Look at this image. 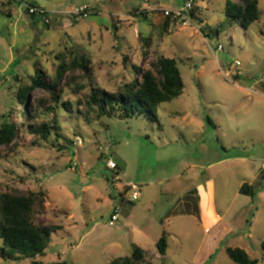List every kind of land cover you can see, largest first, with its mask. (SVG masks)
<instances>
[{"label": "rangeland", "instance_id": "374dc122", "mask_svg": "<svg viewBox=\"0 0 264 264\" xmlns=\"http://www.w3.org/2000/svg\"><path fill=\"white\" fill-rule=\"evenodd\" d=\"M21 1L44 8L48 25ZM187 1L157 3L175 10ZM226 1L193 0V27L181 28L165 27L144 0H0V123L24 124L18 94L37 68L48 82L63 59H85L90 69L62 76L58 103L42 88L29 94L43 108L59 106L58 134L40 140L22 126L15 146L0 147V193L45 189L44 217L64 227L52 235L45 264H109L132 256L134 245L149 250L146 264H236L229 247L264 264V13L248 29L229 25ZM78 5L91 6V16L59 14ZM160 53L178 61L185 88L156 108L157 121L88 111L85 95L138 80ZM252 86L257 93L244 89ZM129 184L139 186L135 202ZM244 185L255 196L243 194ZM115 207L120 217L111 226ZM2 248L0 239V264H30L4 259Z\"/></svg>", "mask_w": 264, "mask_h": 264}, {"label": "trees", "instance_id": "16d2710c", "mask_svg": "<svg viewBox=\"0 0 264 264\" xmlns=\"http://www.w3.org/2000/svg\"><path fill=\"white\" fill-rule=\"evenodd\" d=\"M29 5L42 8L32 3ZM194 11H192V16H194ZM263 13L258 0L226 1L225 15L229 25L238 23L244 29H248L262 18ZM28 15H30L29 12ZM30 17L36 21L41 16L31 14ZM169 19H164L165 27L172 26ZM49 21H46L47 25ZM58 58L61 60L60 56ZM78 68L85 72L90 70L85 59H75L72 62L63 59L57 68L56 77L52 78L51 82L46 81L47 74L42 69H36L32 84L21 87L18 94L20 103L18 112L26 121L23 124L7 117L0 123V147L15 146L20 138L22 126L40 140H48L54 133L58 134L60 126L56 110L59 106L43 108L38 101L37 104L31 102L29 94L37 88H42L50 92L54 102L58 103L62 93L60 89L57 90L60 79L68 71ZM138 73L140 74L138 80L126 83L118 91L110 92L94 88L91 93L84 96L88 111L97 113L98 117L136 118L144 115L152 121H157L156 108L179 98L184 93L185 82L175 58L160 53L151 60L149 68ZM72 79L68 77L67 84H70ZM262 91L264 92V86ZM62 106L68 111L72 109L69 101L62 103ZM49 112L54 115L53 121H41ZM118 166L121 170L123 169L122 166ZM241 192L255 196L252 186L244 185ZM46 203H48V193L45 189L34 191L14 187L7 188L0 193V239L3 241L2 256L4 259L30 260V264H45L41 257L47 256L52 235L64 228L62 224L44 217L47 212ZM262 246L264 249V242ZM168 247V236L165 233L159 239L157 248L160 254L165 255ZM227 251L236 264H258L260 262L243 249L229 247ZM149 253V250L134 245L132 256L119 257L109 264H146ZM52 264L70 263L59 261Z\"/></svg>", "mask_w": 264, "mask_h": 264}, {"label": "built area", "instance_id": "2783aa9c", "mask_svg": "<svg viewBox=\"0 0 264 264\" xmlns=\"http://www.w3.org/2000/svg\"><path fill=\"white\" fill-rule=\"evenodd\" d=\"M19 1V0H16ZM145 3H153L152 7H148L147 10L149 11H157L163 14L164 18H170V22L172 26L181 27V28H191L192 20L194 19L192 16V11L194 10L193 0H188L184 7L180 9H171L168 7L163 6L160 3H157L158 0H144ZM25 6V10H28L29 14H35L41 16L45 21H48V16L46 15L48 12L44 8H40L37 6L29 5L27 2H21ZM59 14H70L76 20H83L87 19L92 14L91 6L89 5H78L74 7L71 11L66 13H59ZM219 50H223L224 47L220 45L218 48ZM238 64H240L238 62ZM74 144L76 146L83 145V141L79 138L75 140ZM108 167L111 169H117V162L114 160H110L108 163ZM129 190L131 191V201L135 202L140 198V189L139 186L136 184H129ZM120 217V209L115 207L110 220V225L114 226Z\"/></svg>", "mask_w": 264, "mask_h": 264}, {"label": "crops", "instance_id": "0c3cea01", "mask_svg": "<svg viewBox=\"0 0 264 264\" xmlns=\"http://www.w3.org/2000/svg\"><path fill=\"white\" fill-rule=\"evenodd\" d=\"M146 9H148V8H146ZM245 90H248L249 92L250 91H252V92H254V93H257L258 92V90H256V88L254 87V86H252V87H249V88H244ZM260 93H262L263 95H264V92L263 91H259ZM68 219H75V217H74V215H73V213H71L69 216H68Z\"/></svg>", "mask_w": 264, "mask_h": 264}]
</instances>
